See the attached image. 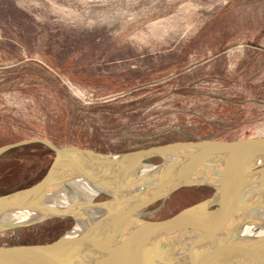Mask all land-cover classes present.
<instances>
[{
  "label": "rangeland",
  "instance_id": "rangeland-1",
  "mask_svg": "<svg viewBox=\"0 0 264 264\" xmlns=\"http://www.w3.org/2000/svg\"><path fill=\"white\" fill-rule=\"evenodd\" d=\"M261 137L264 0H0V147L42 139L121 154ZM53 156L36 143L1 155L0 196L38 182ZM212 192L178 190L144 219ZM73 226L4 231L0 247L49 244Z\"/></svg>",
  "mask_w": 264,
  "mask_h": 264
},
{
  "label": "water",
  "instance_id": "water-1",
  "mask_svg": "<svg viewBox=\"0 0 264 264\" xmlns=\"http://www.w3.org/2000/svg\"><path fill=\"white\" fill-rule=\"evenodd\" d=\"M32 143L52 151L53 159L38 182L0 196V233L60 218L74 226L49 244L0 247V264H264V238L241 247L227 236L231 220L254 223L252 208L263 209L264 137L173 142L121 154L32 139L0 147V156ZM145 167L152 169L142 175ZM78 178L108 199L50 207V192L70 191L68 183ZM193 187L213 192L170 218L144 219L150 207ZM89 209L100 214L75 232L74 214ZM19 212L34 216L12 219Z\"/></svg>",
  "mask_w": 264,
  "mask_h": 264
},
{
  "label": "bare ground",
  "instance_id": "bare-ground-1",
  "mask_svg": "<svg viewBox=\"0 0 264 264\" xmlns=\"http://www.w3.org/2000/svg\"><path fill=\"white\" fill-rule=\"evenodd\" d=\"M151 167H145L142 171L143 174L149 173L151 171ZM70 191L62 190L59 191H52L47 196L48 203L50 207H60V208H66V207H72L74 203H77L78 201H90L92 198L97 196V190L95 187H93L90 183L87 181H84L83 179H74L71 180L69 183ZM260 208L263 207L261 212L259 213V210L257 208L253 207L252 212H250L252 215L254 214L256 217H254V223L251 222V220H247L245 224L243 225L241 221H237L234 218L231 220L228 224V234L227 236H231L232 238H237L238 240V246L244 247L248 246L249 244L259 241L260 239L264 238V205L259 206ZM258 212V213H257ZM100 212L98 210L89 209L88 212L82 213V214H74V217L76 218V227L75 232L82 233L89 225L90 220L95 218ZM42 215V214H40ZM39 215V216H40ZM243 215V214H242ZM29 212H19L18 214H15L12 216V219L15 220H23L28 217H33ZM41 217V216H40ZM12 219L7 221H11ZM245 220V219H244ZM251 222V223H250ZM233 232V233H232ZM70 236H73V234H69ZM226 235V234H225ZM197 237V236H196ZM239 242H242L240 244ZM228 249L230 248H224Z\"/></svg>",
  "mask_w": 264,
  "mask_h": 264
}]
</instances>
